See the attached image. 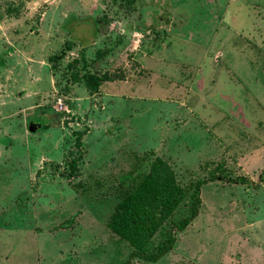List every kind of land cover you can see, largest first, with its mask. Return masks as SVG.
Returning a JSON list of instances; mask_svg holds the SVG:
<instances>
[{
    "label": "rangeland",
    "instance_id": "obj_1",
    "mask_svg": "<svg viewBox=\"0 0 264 264\" xmlns=\"http://www.w3.org/2000/svg\"><path fill=\"white\" fill-rule=\"evenodd\" d=\"M247 1L264 15V0H180L197 48L171 52L177 89L139 82L171 0H0V264H250L264 253L236 241L244 230L264 242V17ZM128 133L140 138L133 154L109 156ZM157 157L186 197L148 247L191 213L206 179L202 204L174 250L130 259L108 219Z\"/></svg>",
    "mask_w": 264,
    "mask_h": 264
},
{
    "label": "trees",
    "instance_id": "obj_2",
    "mask_svg": "<svg viewBox=\"0 0 264 264\" xmlns=\"http://www.w3.org/2000/svg\"><path fill=\"white\" fill-rule=\"evenodd\" d=\"M93 79L99 85L89 87L98 91L104 79H97L96 76ZM70 167L71 171L68 176L77 175L76 163H71ZM206 182V179H201L194 185L195 197L191 204V213L174 222L169 234L155 249L149 248L152 239L164 228L186 197L171 163L162 157H157L142 181L136 187L123 193V197L108 219V227L135 247L130 254V259L139 257L156 262L176 248L179 233L184 231L199 214L202 204L201 188Z\"/></svg>",
    "mask_w": 264,
    "mask_h": 264
},
{
    "label": "crops",
    "instance_id": "obj_3",
    "mask_svg": "<svg viewBox=\"0 0 264 264\" xmlns=\"http://www.w3.org/2000/svg\"><path fill=\"white\" fill-rule=\"evenodd\" d=\"M174 2H175V4L171 0V4H173V5H172V8L170 7V9L168 10V11H171V13H172L171 19L164 20L165 16L160 17L161 20H160L159 24H157L158 29L159 28H165L162 31V33H163L162 38L160 40L157 39V41H155L154 45L152 46V49L149 50V52H148L149 54L145 53V56H144V60H146V64L143 63L141 67L145 68V69L147 68L151 72L147 71V73L143 74L142 78L139 79V82H144V85L146 87L152 88L153 86H156L157 78L158 79L161 78L162 81H164V84L170 85L171 87L177 86V89H180V87H178V84H180L181 81L176 80L175 74L167 72L168 68L166 69L165 65L170 66L171 68L172 67L173 68H179L180 67L179 62L177 60L172 59L171 52H173L175 49L180 48V49H188V50L194 49L195 50L197 48L196 45L193 46L194 40H192L191 37L185 35V33L180 31V29L187 22L188 17H187V15L184 14L183 9L181 7V5H183V4H181L182 1L180 2V0H174ZM244 4L246 5L245 7L248 8L249 12H251L253 10V13L257 17H264V15H261L259 13L260 12L259 10H257L255 7L251 6L249 1H247ZM141 5H142V2H141ZM145 5L143 4L142 6H144V8H146L147 6H145ZM148 6L153 8V10H156L155 6H152V5H148ZM194 6H198V5H194ZM146 9H149V8H146ZM242 10H244V9L243 8L240 9L239 12H241ZM236 17H238V16H236ZM219 19H220V15L214 14V21H212V23L213 24L215 22L217 23L216 28L221 23V21ZM212 27H213V25H212ZM149 38H152V37H149ZM216 52H220V49H218ZM154 61H157L159 63L158 67L155 66L156 64L152 65V63ZM182 66H184V65H182ZM161 88H164V87H161ZM166 89H167V87H166ZM107 91H109V90H107ZM108 95H109V93L106 92V96H108ZM136 96L137 95H129L130 98H134ZM110 97L111 96H109L108 98H110ZM165 97L167 98L165 100H167L168 102H171L170 100H168V99L172 98L171 95H167ZM141 98H143V97H141ZM150 100H152V99H150ZM184 104H185V101H182L178 105L184 106ZM142 109H143V107H142ZM137 111H139V110L136 109V112ZM130 135H129V133L127 136L125 134V136L123 138L121 137V135H118L116 138L117 139L119 138V141L120 140L122 141V146H126V148L122 147L121 151L115 152L113 155H109V156L113 157V156L119 155L122 157L123 156L128 157L129 155H132L133 154L132 151L127 146L130 145L131 143H136L135 141L140 140V138H139V135H135V134H131V133H130ZM159 140H160V138H159ZM163 141L164 140H160L161 143ZM140 143L142 144L141 141H140ZM143 144H145V143H143ZM147 147H149V146H146V148ZM245 211H247V210L243 209V212H245ZM236 232H239V231H236ZM247 234H248L247 231L241 230L240 231L241 236H239V237L237 236L238 239L236 241H238L239 243H243L242 241H244V243L246 242L245 246H248L249 243L254 242L256 244V246L260 247L261 249H264V242L260 239V236H262V235L256 236L258 238V240L261 242V243H259L255 239L256 237H254V238L252 237L251 241L248 240L249 238H247V237H246V239L243 240V238H244L243 236H246ZM251 235H253V234H251ZM234 241H235V239H234ZM258 243L261 244V246L258 245ZM245 259H246V257H245ZM251 259L252 260L254 259L255 262L253 263V261H251L250 264H264V253L263 252L255 253V255H253Z\"/></svg>",
    "mask_w": 264,
    "mask_h": 264
},
{
    "label": "water",
    "instance_id": "obj_4",
    "mask_svg": "<svg viewBox=\"0 0 264 264\" xmlns=\"http://www.w3.org/2000/svg\"><path fill=\"white\" fill-rule=\"evenodd\" d=\"M38 128H39V125H38V124H35L34 122H32V123L29 125V129H30V131H32V132L37 131Z\"/></svg>",
    "mask_w": 264,
    "mask_h": 264
},
{
    "label": "built area",
    "instance_id": "obj_5",
    "mask_svg": "<svg viewBox=\"0 0 264 264\" xmlns=\"http://www.w3.org/2000/svg\"><path fill=\"white\" fill-rule=\"evenodd\" d=\"M58 103H59L61 106L63 105L62 98H59Z\"/></svg>",
    "mask_w": 264,
    "mask_h": 264
}]
</instances>
